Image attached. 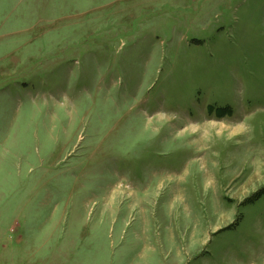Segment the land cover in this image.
Listing matches in <instances>:
<instances>
[{
    "label": "rangeland",
    "instance_id": "rangeland-1",
    "mask_svg": "<svg viewBox=\"0 0 264 264\" xmlns=\"http://www.w3.org/2000/svg\"><path fill=\"white\" fill-rule=\"evenodd\" d=\"M0 264H264V0H0Z\"/></svg>",
    "mask_w": 264,
    "mask_h": 264
}]
</instances>
